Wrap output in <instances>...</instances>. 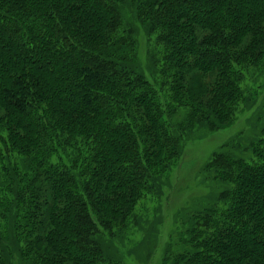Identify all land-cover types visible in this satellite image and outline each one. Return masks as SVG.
I'll use <instances>...</instances> for the list:
<instances>
[{
  "label": "trees",
  "instance_id": "16d2710c",
  "mask_svg": "<svg viewBox=\"0 0 264 264\" xmlns=\"http://www.w3.org/2000/svg\"><path fill=\"white\" fill-rule=\"evenodd\" d=\"M262 72L264 0H0V264H119L105 235L135 223L191 130L236 121ZM208 170L228 187L164 264H264V129Z\"/></svg>",
  "mask_w": 264,
  "mask_h": 264
},
{
  "label": "rangeland",
  "instance_id": "374dc122",
  "mask_svg": "<svg viewBox=\"0 0 264 264\" xmlns=\"http://www.w3.org/2000/svg\"><path fill=\"white\" fill-rule=\"evenodd\" d=\"M130 16V14L127 13ZM127 19L132 22L131 17ZM137 28L139 71L151 78L153 70L147 60V37ZM257 89V97H251L242 106L236 121L227 129L211 131L208 127H195L186 137L181 162L161 178V189L142 200L136 210L134 224L105 235L106 254L119 264H164L167 247L182 249L180 235L193 215L219 204L220 194L227 184L213 178L208 165L222 151L248 157L252 144L256 143L264 129V72L252 75L245 88ZM118 230V229H117ZM116 230V231H117Z\"/></svg>",
  "mask_w": 264,
  "mask_h": 264
}]
</instances>
